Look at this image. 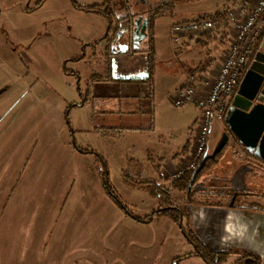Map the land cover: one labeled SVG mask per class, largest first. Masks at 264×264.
Returning a JSON list of instances; mask_svg holds the SVG:
<instances>
[{"label":"rangeland","instance_id":"374dc122","mask_svg":"<svg viewBox=\"0 0 264 264\" xmlns=\"http://www.w3.org/2000/svg\"><path fill=\"white\" fill-rule=\"evenodd\" d=\"M39 1L0 0V175L7 178L9 169L16 168L23 159L31 158L32 161L34 156L48 149L47 141L41 136V133L49 132V128H45V122L49 126L52 123H64L63 125L71 131L75 146L80 144L89 150H95L103 157L107 163L109 181L115 182L124 202L127 205L131 204L137 214H142L148 206L144 203L149 202L150 193L145 188L139 186L135 188L129 184L123 177L122 167L136 156L145 161L144 176L149 178L156 174L151 165L153 160L156 162L161 160L163 167L173 161L172 170L161 171L165 175L163 180L169 185V180H166L167 173L179 172L194 149V142L187 156L177 153L181 151L187 139L193 136L194 129L196 135L198 132V125L190 121L193 109L197 107L191 104L175 105L176 91L180 85L185 84V78L189 73L209 58V51H212L213 55L217 52V50L215 52L217 43L214 44L212 41L202 45L194 40L183 46L182 41L176 42L172 39L170 28L174 23L184 19L212 15L229 8L237 10L238 4L243 1L177 0L174 12L164 10L157 16L154 60L146 79L111 82L114 86L104 98L100 95L93 97L88 92L92 81L91 69L95 67L100 69L106 62L100 45H97L95 53L92 52L94 51L92 46L87 49V58L94 56L95 59L80 61L81 63H75L71 59L79 55L81 50L76 49L80 44H75V36L69 29L70 23L74 19L84 23L90 22V18L76 12L78 10L73 5V0H45L40 5ZM74 1L81 4L111 5L112 17L115 20L124 14L148 12L151 6L158 2V0ZM245 1L251 4L253 0ZM140 17L136 21L137 25L126 31L115 47L119 53L116 57L119 61L118 72L140 75V70L145 68L144 64L149 57L147 52L121 51L122 44L131 36L139 41L148 37V19H143L142 15ZM80 26L89 28L85 24ZM212 35H215V32ZM222 35L219 34L222 43L218 46L230 47L234 35L229 33L223 36L227 40L222 39ZM198 38L205 41L207 37ZM261 49L264 51V41L261 43ZM108 65L112 70V59H108ZM83 99V105L70 107L74 102L81 103ZM120 106L122 107L119 108ZM102 121L109 122L110 128L117 126L128 129L113 132L116 129L112 128L109 131L112 134L105 136L94 131L103 130ZM224 132L223 120L214 119L210 129L208 146L210 152L221 141ZM54 148L55 146L51 148L52 151ZM225 155L227 157V154ZM230 155L235 157L232 153ZM96 158L98 159L97 156ZM93 159L95 160V157ZM97 164L104 169L103 161L98 160ZM223 173L225 174L219 170L218 175ZM249 177L252 184L264 186V177L260 178L253 174ZM133 188L135 189L131 191ZM8 190L5 189V196L2 199L4 206L6 199L9 198ZM62 190L59 208L63 206L69 190L71 197L72 192H76V189L73 190L71 187ZM172 195L177 202L181 201L182 194L173 191ZM151 197L154 202L152 208L155 209L159 206V199ZM260 201L264 204V200ZM59 208L56 211L57 216L61 211ZM57 216L50 220L48 228L57 223ZM110 216L112 221L116 217L113 212ZM153 217L156 245L151 247L150 259L146 261L144 257L139 261L140 264H208L203 257L195 253L196 247L188 243L180 226L169 216L155 214ZM85 223L76 221L74 225L78 240L90 242L88 245L79 246L80 250H85L95 242V239L91 240L95 238V234L101 236L105 232L104 225L91 226V217ZM124 229L129 230L119 221L112 228V240L118 243V246L121 241L128 239V236L121 237L123 232L120 231ZM30 230L29 239L32 242L35 236L32 233V226ZM90 252L87 249L84 255ZM177 257L178 262L174 260ZM232 259L233 256H230L227 264H230Z\"/></svg>","mask_w":264,"mask_h":264},{"label":"crops","instance_id":"0c3cea01","mask_svg":"<svg viewBox=\"0 0 264 264\" xmlns=\"http://www.w3.org/2000/svg\"><path fill=\"white\" fill-rule=\"evenodd\" d=\"M242 1L246 7L251 8L258 2V0H253L249 4L250 2ZM76 10H78L76 12L81 14V16H88L91 21L85 23L76 19L71 21L69 29L75 36V44H80L76 49L81 50L79 55L73 56L71 59L75 63L95 59L94 56L87 58V49L89 46H92L94 48L92 52L95 53L97 45H100L102 49L101 53L106 62L100 69L96 67L91 69L92 73L90 72V78L92 81L88 92L93 97L100 95L104 98L114 86L111 82L125 80L114 77L108 65V59L113 60L119 54L117 50L115 53H112L114 24L109 26L107 17L102 13L80 9ZM126 15H131V13L124 14L120 19H124ZM131 19L133 18L130 17ZM185 20L190 19H184L182 21ZM84 24L89 28L80 26ZM219 34H225L227 36L229 33L220 32L213 35L215 38L212 40V43H217L215 46V52L216 50L217 52L213 55L212 51H209V58L202 62L203 64L209 61L210 65L204 71L197 72L196 69L192 70L185 78V84L193 79L203 85L205 89H208L214 83L215 74L221 64L226 60L229 51V46L226 48H220L218 46V44L222 43L219 39ZM225 35H222V39L227 40L226 37H223ZM198 37L201 36L185 37L181 43L184 46L194 40L197 42L198 39H201ZM128 41L132 42L130 43V51L128 53L134 51L133 49L148 53L149 57L146 59L148 64H144L145 68H142L146 70L147 77L154 60L155 39L152 44L149 37H145L139 41V39L131 36ZM127 46L126 42L122 44L121 51L127 53L125 49ZM120 73L123 75L126 74L123 72ZM128 74L130 75V73ZM74 104H78V102H74ZM200 116L199 109L194 108L190 121L197 124ZM102 122L101 127L103 130L94 129V131L96 133H103L105 136L112 134L109 133L112 128L116 129L113 132L117 130V132H122L123 128H127L117 126L110 128L108 125L109 122ZM63 124L52 123L49 126L45 122V128H49V132L41 133V136L47 141L48 149L42 151L38 156H34L32 161L31 158L23 159L16 168L9 169L7 178L0 175V264H140L139 261L144 257L148 261L151 257V247L156 245V229H153L154 217L142 223L121 211L111 200L103 185L101 168L97 164L98 159L96 155L81 152L72 141L70 129ZM76 131H78L77 128ZM195 138L196 134L194 129L193 136L189 138L190 149L192 142H195ZM232 138L238 142L235 145L236 148H234L236 150L234 152L235 154H233L235 156L234 158L242 162L244 154L247 151L233 134ZM53 146L55 148L52 151L51 148ZM78 146L82 149H87L80 144ZM93 157H95V160ZM133 158L139 160L145 169L144 160L136 156ZM162 163L161 160L159 162L153 160L151 165L156 174L149 178L157 180L160 184H167L163 180L165 175L161 171H165V169L170 170L174 164L172 161L167 163L166 167H163ZM125 167H127V164ZM125 167H122V170ZM171 173L169 171L167 176L170 177L172 175ZM111 184L118 191L115 182ZM132 186L137 187V185ZM69 187L73 190L76 189V192H72L73 197H71L69 190L67 196L64 198L63 206L59 208L63 196L62 189H68ZM135 188L130 190L133 191ZM5 189H9V198L6 199V205L4 206L2 199L5 196ZM149 197V202L144 203L148 204V206L145 207L142 214H137L132 208L133 206H130L131 204H128V207L134 214L140 217L149 216L152 211L158 208V206L155 209L152 208L154 202L151 195ZM149 206L150 208L147 209ZM58 208L61 210L59 216H57L58 213L56 214ZM111 212L116 216L113 221L110 216ZM54 215L58 217L57 223L54 225L55 227L50 226L48 228L47 224L51 223L50 220ZM90 217L91 226L104 225L105 232L101 236L95 234V238H91V240L95 239V242L85 250H80L79 246L88 245L90 242L78 240L74 225L76 221L85 223ZM118 221L129 228V230L124 229L120 231L123 232L121 237L125 238L124 236H128V239L126 238L120 242V246L112 240V228ZM31 226L32 233L35 235L32 242L29 239ZM87 249L91 252L90 254L84 255Z\"/></svg>","mask_w":264,"mask_h":264},{"label":"water","instance_id":"95a60500","mask_svg":"<svg viewBox=\"0 0 264 264\" xmlns=\"http://www.w3.org/2000/svg\"><path fill=\"white\" fill-rule=\"evenodd\" d=\"M123 32V25L112 43V53ZM136 42V40H135ZM134 42V43H135ZM136 44V43H135ZM130 51V46L127 47ZM135 50V49H133ZM118 59H113V76L122 79H144L146 74L123 75L118 72ZM226 125L239 143L253 158L264 161V52L258 51L249 68L246 70L237 93L233 96L228 109ZM229 139L224 134L211 154H206L194 171L190 189H205L202 182H195L198 173L208 158L215 157L224 148ZM254 167L244 164L229 179L234 192L248 191L249 187L242 180V173L252 171ZM234 200V199H233ZM233 202V201H232ZM191 215L192 228L201 244L211 252L220 254L230 252L233 246L253 252L264 264V213L251 212L233 206H214L186 204Z\"/></svg>","mask_w":264,"mask_h":264},{"label":"trees","instance_id":"16d2710c","mask_svg":"<svg viewBox=\"0 0 264 264\" xmlns=\"http://www.w3.org/2000/svg\"><path fill=\"white\" fill-rule=\"evenodd\" d=\"M45 0H40L39 5L42 4ZM139 1V0H138ZM143 1V0H141ZM147 2V0H144ZM143 1V2H144ZM177 0H170L167 5H161V0H158V2L155 5L151 6V9L148 10V12H139L137 11L134 15H126L124 19L117 18L114 20L112 17V6L111 5H105L102 4H92V5H85L81 4L78 1L73 0V5L75 8L90 12H98L104 14L108 19L109 26H112L114 24V34H113V40H115L117 32L120 29V25H123V32L129 31L130 29H133L138 21V17L142 15L143 19H148V37L150 39L151 44L154 42V35H155V26H156V20L157 16L161 14L164 10L174 12L176 9V3ZM227 11H218L212 15H202L198 17L200 18H216L223 16ZM130 17L133 19L130 20ZM141 18V17H140ZM206 36L208 39L206 41H203L202 38L198 39V44H206L208 41L214 40V36L212 34H204L201 37ZM264 41V35L259 39L258 43L254 47V54H256L258 51L261 50V43ZM120 43V40L118 41V44ZM128 46L130 44L128 41L126 42ZM210 65L209 61L201 64L196 71H204L206 68ZM246 72V71H245ZM244 72V74H245ZM80 92V89H78ZM82 96V95H81ZM84 104V99L79 104H73L70 107H75L78 105ZM67 117L69 114V111L67 109ZM225 125V131H229L228 126L226 125L225 119L223 120ZM189 139L187 140L186 144L183 146L181 151L177 153V155L183 154L186 155L187 152H189L190 149V143ZM237 140H230L226 146H235L237 145ZM81 152L84 153H92L96 154L98 157V160L104 162V169H101V179L103 182V185L110 196L111 200L123 211L126 215L132 217L134 220L138 222L145 223L155 215H167L169 216L176 224H178L182 230V233L185 237V239L188 241V243L193 244L196 247L195 253L201 257L204 258V260L208 264H226L225 262L228 261V255L226 253H222V255L219 257V261L217 262L216 259L218 258V255L214 252L209 251L206 249L201 242L199 241L198 237L195 235L193 228H192V222H191V215L188 212V210L185 208L186 204H200V205H214V206H228L232 198L234 196V192L228 187V184L226 183L224 186L221 187V189H217L215 191H196L193 189H190V181L193 177L194 171H186L184 174L175 177V178H167L166 180H169V185L166 184H160L157 180L148 178L144 176V166L143 164L137 160V159H130L127 167L123 171V177L124 179L129 182L132 185H137L139 187L145 188L147 192L150 193L151 196H155L159 199V206L156 210L152 211V213L149 216L146 217H140L136 214H134L128 205L124 202V200L121 198L120 194L118 193L117 189L111 184L109 181L108 176V169H107V163L101 157L95 150H89V149H82L79 146H76ZM208 151V148H207ZM207 154V152L205 153ZM210 154V153H208ZM231 161H228V158L225 157L224 149L218 153L213 158H208L201 169V171L198 173L197 178L201 179L202 174L210 168H213L214 166H217L216 164L222 165L224 163H227L229 168H236L241 164L242 162L238 161L236 158L230 157ZM264 164V162H263ZM231 174V171L228 173L219 175L223 177V180L227 181V178ZM258 177H264V171L258 172L255 174ZM254 189H250L251 193L245 192L240 193L239 195L242 197H255V198H264V186L259 187L257 185H254ZM173 191L182 194L181 201L177 202L175 196H173ZM254 201H246L245 203H249L250 206L253 207V209L261 210L259 207H261V203L253 198ZM186 217V219H185ZM186 221V223H185ZM177 262L179 261V257L176 259ZM179 264V263H177Z\"/></svg>","mask_w":264,"mask_h":264},{"label":"built area","instance_id":"2783aa9c","mask_svg":"<svg viewBox=\"0 0 264 264\" xmlns=\"http://www.w3.org/2000/svg\"><path fill=\"white\" fill-rule=\"evenodd\" d=\"M169 1L161 0V5H167ZM238 6L237 10L231 8L220 17L185 20L174 23L170 28L172 39L176 42H181L185 37L202 36L217 31L234 35L227 58L217 70L215 81L208 89L192 79L176 91L175 105H194L200 110L201 116L197 122L194 149L185 165L170 178L196 170L209 146L212 121L226 118L244 72L255 58L254 47L264 35V0H258L252 8L246 7L244 2Z\"/></svg>","mask_w":264,"mask_h":264},{"label":"flooded vegetation","instance_id":"af4514ba","mask_svg":"<svg viewBox=\"0 0 264 264\" xmlns=\"http://www.w3.org/2000/svg\"><path fill=\"white\" fill-rule=\"evenodd\" d=\"M127 31V30H126ZM128 43H132L130 41H128ZM131 45V44H130ZM118 46V45H117ZM128 47V46H127ZM127 47L125 49H127ZM263 51V50H262ZM264 52V51H263ZM141 74L138 76H142L143 74H146V70L142 69ZM224 134H228L229 135V139L226 142L225 146H224V152L225 154H227V158L228 161L230 160V153H232V155L234 154V152L236 151L234 148H236L235 146H226L228 144V142H230V140H232V133L229 131H225ZM222 149V150H223ZM221 150V151H222ZM213 150L210 152L209 147H208V153H212ZM209 155V154H208ZM226 157V155H225ZM249 164L252 163V167L253 170L252 171H247L246 173H242V180L244 181L245 185H247L250 189H254L255 187L253 186L251 180H250V175L253 174H257L258 172H262L264 171V164L263 161H260L258 159H255L249 154V153H245L242 163L239 164V166H237L236 168H229L226 164L219 165L216 164L217 166H214L213 168H210L208 170H206L204 172V174H202L201 179L196 177L195 182H202L205 185V189L202 190H196V191H215L217 189H221L222 186H224L226 183L228 184V187L231 189V183L229 181V179L231 178V176L234 174V172L238 169H242L244 164ZM256 163V164H255ZM255 164V165H254ZM228 167V168H226ZM219 170H222V172L228 173L229 171H231V174L229 175V177L227 178V181L223 180V177L218 175ZM243 170V169H242ZM224 174V173H223ZM193 190H195L194 188H192ZM233 191V190H232ZM234 192V191H233ZM251 193L250 190L248 191H243V192H234V196L232 198L231 203L228 206H233L234 208H238V209H245L251 212H258V213H264V204L261 203L260 200H264V198H255V197H242L239 194L240 193ZM256 199L257 201H259L261 203V207H259L261 210H257V209H253L252 206H250L249 203H245L246 201H254L253 200ZM234 199V200H233ZM195 206H199L200 204H196V203H192ZM226 253L228 256V258H230V256H233L232 262L230 264H260L261 261L260 259L257 257V255L253 252L244 250L242 248L233 246L232 250L230 252H223ZM217 254V253H216ZM218 258L216 259V261H219V257L222 255V253L217 254ZM228 262V261H227ZM227 262H225L227 264ZM177 264V263H176Z\"/></svg>","mask_w":264,"mask_h":264}]
</instances>
